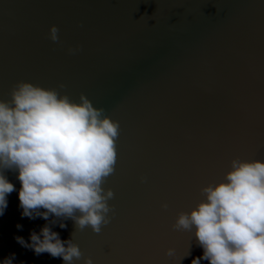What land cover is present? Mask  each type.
Masks as SVG:
<instances>
[{"label":"water","instance_id":"1","mask_svg":"<svg viewBox=\"0 0 264 264\" xmlns=\"http://www.w3.org/2000/svg\"><path fill=\"white\" fill-rule=\"evenodd\" d=\"M18 82L84 95L119 122L103 185L113 212L100 233L22 217L8 171L16 190L0 216V262L64 264L15 239L30 243L48 224L79 247L74 264H191L203 250L173 228L178 214L233 159L264 160V0H0V100Z\"/></svg>","mask_w":264,"mask_h":264},{"label":"clouds","instance_id":"2","mask_svg":"<svg viewBox=\"0 0 264 264\" xmlns=\"http://www.w3.org/2000/svg\"><path fill=\"white\" fill-rule=\"evenodd\" d=\"M57 33V27H51L53 42H58ZM78 51L69 49L70 54ZM10 97L0 100V216L8 195L16 190L6 176L12 171L21 184L22 217L45 221L54 217L52 224L71 219L80 230L88 227L100 233L113 212L108 201L114 193L103 185L115 171L119 122L84 95L74 102L55 89L28 82L15 84ZM201 193L203 200L179 213L173 225L175 230L192 232L203 250L191 264H264V160L233 159L223 180ZM15 239L37 256L47 253L64 264H74L82 256L72 238L61 240L48 224L30 234V243ZM167 255L173 256L174 250ZM14 260L11 254L0 264ZM84 264L93 261L89 258Z\"/></svg>","mask_w":264,"mask_h":264}]
</instances>
